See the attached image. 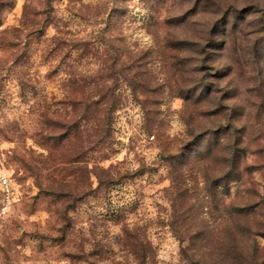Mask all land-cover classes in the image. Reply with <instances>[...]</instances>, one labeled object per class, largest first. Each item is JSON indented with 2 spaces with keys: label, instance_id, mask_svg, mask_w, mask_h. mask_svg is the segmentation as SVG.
<instances>
[{
  "label": "rangeland",
  "instance_id": "1",
  "mask_svg": "<svg viewBox=\"0 0 264 264\" xmlns=\"http://www.w3.org/2000/svg\"><path fill=\"white\" fill-rule=\"evenodd\" d=\"M0 175V264H264V0H0Z\"/></svg>",
  "mask_w": 264,
  "mask_h": 264
},
{
  "label": "trees",
  "instance_id": "2",
  "mask_svg": "<svg viewBox=\"0 0 264 264\" xmlns=\"http://www.w3.org/2000/svg\"><path fill=\"white\" fill-rule=\"evenodd\" d=\"M199 63H203V61ZM203 84H205V82H203ZM234 134H233V130L230 129L229 130V147H228V152H227L228 154L226 155L227 156L226 160L228 162V171H226L225 174L227 177H229V180L238 181L240 180V177H241L240 159L242 157L243 150L239 146V143L241 141V136H238V134L236 135ZM256 257L257 256L255 252L250 254L251 263L253 260H256Z\"/></svg>",
  "mask_w": 264,
  "mask_h": 264
},
{
  "label": "built area",
  "instance_id": "3",
  "mask_svg": "<svg viewBox=\"0 0 264 264\" xmlns=\"http://www.w3.org/2000/svg\"><path fill=\"white\" fill-rule=\"evenodd\" d=\"M0 182H1V185L3 186V188H5V190L9 189L8 178H6L5 176L0 175Z\"/></svg>",
  "mask_w": 264,
  "mask_h": 264
}]
</instances>
